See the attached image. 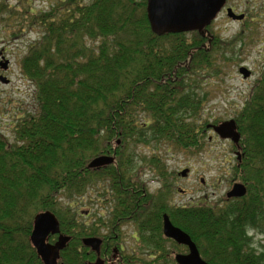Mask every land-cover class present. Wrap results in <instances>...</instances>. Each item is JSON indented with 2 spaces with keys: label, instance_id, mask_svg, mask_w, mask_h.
<instances>
[{
  "label": "trees",
  "instance_id": "1",
  "mask_svg": "<svg viewBox=\"0 0 264 264\" xmlns=\"http://www.w3.org/2000/svg\"><path fill=\"white\" fill-rule=\"evenodd\" d=\"M0 14L10 40L38 33L19 62L34 87L37 109L17 116L9 135L0 132V264H43L29 237L35 214L46 210L57 217L60 233L70 237L58 263L85 264L88 251L66 199L73 201L95 179L110 176L115 207L126 212L135 199L123 190L126 176L136 173L134 146L155 142L156 148L165 143L199 152L209 122L201 121L198 78L220 73L221 53L229 60L233 56H226L210 24L155 34L146 0H52L46 9H35L28 0H0ZM233 118L241 153L234 176L247 182L245 195L222 205L204 199L181 209L182 217L169 215L186 222L183 230L198 242L207 262L264 264V240L258 250L235 249L250 239L248 229L264 239V64ZM101 154L113 156V163L89 168ZM145 161L166 176L158 154ZM144 199L157 205L149 194ZM81 231L87 234L86 227Z\"/></svg>",
  "mask_w": 264,
  "mask_h": 264
},
{
  "label": "rangeland",
  "instance_id": "2",
  "mask_svg": "<svg viewBox=\"0 0 264 264\" xmlns=\"http://www.w3.org/2000/svg\"><path fill=\"white\" fill-rule=\"evenodd\" d=\"M7 1L12 4L18 2ZM29 1L35 9H46L52 0ZM226 6L233 8L236 13H244L245 17L241 21L232 20L225 10H221L210 24L211 29L225 44L222 49L226 56L232 55L233 58L229 60L221 53L217 61L222 68L220 73L214 77L203 74L198 78L196 91L203 97L201 121L208 119L209 124L233 118L241 109L264 64V0H227ZM4 17L5 14H0V52L8 59L9 64L6 70L0 68V74L6 76L9 82L0 81V132L9 135L11 124L17 116L37 109L34 87L21 74L19 62L28 45L37 39L38 33L37 30L29 31L10 40L8 33L2 29ZM239 66L247 67L251 75L246 79L242 78L238 72ZM206 138L202 149L197 153L174 149L165 143L156 148L155 142L138 143L132 148L133 170L136 172L134 175L143 179L144 187L152 199H162L169 206L195 205L204 199L213 204H224L225 192L235 173L234 146L230 140L220 138L212 129L207 130ZM155 154H158L164 165V177L145 161ZM184 168L189 171L182 176ZM98 189L90 186L82 197H75L73 201L66 199L76 218L85 222L105 219V216L99 218V213H105L106 207L97 200ZM161 193L163 195L159 199ZM62 202L65 203V199ZM87 211H90L88 216ZM247 234L250 236L249 246L258 250L259 244L264 240L262 235L255 233L253 229H248ZM168 263L173 264L172 261Z\"/></svg>",
  "mask_w": 264,
  "mask_h": 264
},
{
  "label": "flooded vegetation",
  "instance_id": "3",
  "mask_svg": "<svg viewBox=\"0 0 264 264\" xmlns=\"http://www.w3.org/2000/svg\"><path fill=\"white\" fill-rule=\"evenodd\" d=\"M226 7L228 6L225 4L222 10H225ZM2 57H4V55L0 52V61ZM232 144L234 146L232 149L236 154V159L240 161L241 153L239 145ZM126 178L127 187L123 190L129 192L131 199L135 197L134 205L129 207L126 212L123 208L117 211V207H115L117 206V197L114 195V183H111L112 178L110 176H106L103 179H95L91 185L92 187L96 186L99 188L97 200L100 203H104L106 212L99 213V218L105 216V219L97 222H92V220L85 222L77 217V236H79L81 244L87 248V255L89 256V260L85 264L93 263L97 259H100L102 264H170L168 261H175L176 255L188 254V245L179 243L175 239L165 236L163 233L164 215H167L174 226L183 230L182 226L186 224V222L182 220L174 222L169 213L177 212V215L182 217L184 214L181 213L180 210L188 208V205L172 204V206H169L170 204L164 202L162 199L155 200L157 205L154 207L147 203L145 204L144 196L146 193L148 194V192L144 187L145 184L143 179L140 176H126ZM234 183L243 184L247 190V182L242 176H234L231 184H229L228 190L225 192L224 202L232 198H237L226 196V193L232 188ZM101 184L103 185L102 188L100 187ZM158 204H160L162 208L165 207L164 210L157 208ZM196 205L199 206V204ZM153 208H157V211L151 212ZM86 213L88 216L90 211ZM79 215L81 216V214ZM81 227L87 228V234L85 236H83L85 232L81 231ZM183 231L186 232L185 230ZM85 237L99 239L98 251L83 244L82 240ZM191 240L197 247L201 258H203L202 250L198 247V242L193 238H191ZM247 245L249 246L248 240L241 248L235 247V249L247 251ZM225 248L226 247H223L222 249L224 250ZM231 249V247H228L227 250ZM80 250L81 246H78V251Z\"/></svg>",
  "mask_w": 264,
  "mask_h": 264
},
{
  "label": "water",
  "instance_id": "4",
  "mask_svg": "<svg viewBox=\"0 0 264 264\" xmlns=\"http://www.w3.org/2000/svg\"><path fill=\"white\" fill-rule=\"evenodd\" d=\"M225 2L226 0H146V11L150 28L157 35L165 32H190L202 30L208 26L216 18ZM226 15L236 21L244 18L243 13L237 14L231 7L226 8ZM8 63V59L2 57L0 68L6 70ZM238 71L243 78L248 77L251 72L245 66H239ZM0 81L7 83L9 79L0 75ZM209 126L220 138L229 139L235 144L238 143L240 133L233 118ZM113 161V156L101 154L92 158L88 167L98 168L111 164ZM187 172L188 169H183L181 175L184 176ZM245 193L246 188L243 184L234 183L226 196L240 197ZM163 233L165 236L189 247L188 254L175 256L177 264H211L201 258L190 236L174 226L167 215L163 216ZM54 234L58 235L56 241L54 243L48 242L49 235ZM69 238V236L60 233L59 221L51 211L46 210L35 214L29 239L43 264H61L58 263L60 251L65 247ZM82 241L84 245L98 251V238L85 237ZM89 264H102V261L97 259Z\"/></svg>",
  "mask_w": 264,
  "mask_h": 264
}]
</instances>
